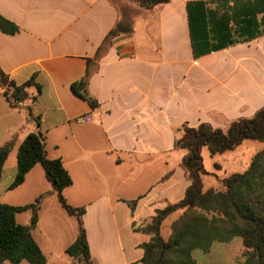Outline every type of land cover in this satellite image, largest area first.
I'll return each instance as SVG.
<instances>
[{
    "label": "crops",
    "instance_id": "crops-1",
    "mask_svg": "<svg viewBox=\"0 0 264 264\" xmlns=\"http://www.w3.org/2000/svg\"><path fill=\"white\" fill-rule=\"evenodd\" d=\"M118 2L119 8L114 0H0V15L20 29L0 31V69L17 85L35 76L41 87L28 88V99L13 107L0 86V147L13 144L0 202L25 206L47 194L33 228L32 212L16 217L31 228L47 264H74L66 251L78 226L41 165L10 189L19 147L30 134L45 136L48 157L61 159L73 180L63 193L69 205L86 210L92 263L142 264V245L151 237L138 229L190 186L181 167L187 151L175 145L184 128H225L264 108V0H172L152 10ZM198 2L204 6L189 9L208 52L195 57L188 4ZM214 14L227 15L226 35L214 29ZM122 18L134 20V32L102 48ZM88 67L97 109L72 90ZM44 209L46 233L38 230ZM237 239L194 257L198 264H242Z\"/></svg>",
    "mask_w": 264,
    "mask_h": 264
},
{
    "label": "trees",
    "instance_id": "trees-1",
    "mask_svg": "<svg viewBox=\"0 0 264 264\" xmlns=\"http://www.w3.org/2000/svg\"><path fill=\"white\" fill-rule=\"evenodd\" d=\"M132 1L141 9L152 10L172 0ZM192 5L202 7L204 3L188 4L194 55L200 57L208 50L203 49L206 45L203 44L201 22L198 32L194 26L189 9ZM215 16L218 18L213 21L214 29L220 28L221 34L226 35L229 20L227 15L220 17L214 14ZM0 31L16 35L20 29L0 15ZM133 32L134 20L120 19L105 38L102 48L111 46L118 36ZM99 53L101 54V49ZM90 77L91 70L88 67L85 77L74 83L72 90L91 109H97L98 103L88 91ZM35 80L36 77L33 76L26 83L17 85L0 69V86L5 89V96L13 107H18L28 99V88L35 86L41 91ZM183 131L175 145L178 149L187 151L181 167L190 186L181 201L157 210L152 220L138 229L151 237L149 242L142 245V264H198L194 257L195 251L209 253L214 243L228 244L235 238L243 241L242 264H264V149L255 155L247 170L225 177L221 190L208 186L206 178L213 174L206 169L203 158L205 148L215 157L235 152L245 142L264 145V108L254 116L238 119L225 128L203 124L197 128L185 127ZM12 150V143L0 147V180ZM17 165V175L10 189L21 186L28 173L35 166L41 165L61 207L77 222V239L67 249V255L73 259L74 264H93L83 222L86 210L68 204L63 192L73 185V180L61 159L48 157L46 138L42 133H32L24 140L18 150ZM215 167L220 168L217 164ZM46 196L47 194L42 195L34 203L25 206H11L0 202V264H20L23 261L47 264V258L35 241L31 228L20 225L16 219L18 214L30 211L33 214L32 223H37L42 201ZM130 206L134 210L136 202H132Z\"/></svg>",
    "mask_w": 264,
    "mask_h": 264
},
{
    "label": "rangeland",
    "instance_id": "rangeland-1",
    "mask_svg": "<svg viewBox=\"0 0 264 264\" xmlns=\"http://www.w3.org/2000/svg\"><path fill=\"white\" fill-rule=\"evenodd\" d=\"M118 1L119 0H114V3L119 8L120 4ZM263 149H264L263 144L254 143V142H245V144L242 147H240L238 150H236L235 152H228L224 155H218V156L212 157L208 149L205 148L203 150L204 165L206 169L210 173L213 174L206 178L208 186L216 190L223 189L222 180L225 177H228L229 175H231L232 173H242L245 170H247L248 167L251 165L255 155L258 152L262 151ZM216 164L219 165L220 168H216L215 167ZM47 215H57V214L54 212H49L47 213ZM40 221L41 223H40V227L38 228V230H43L46 233V209H44L40 213ZM61 223L63 224V222L59 220V224ZM33 225L35 224L33 223ZM39 232H37L38 235L40 234ZM165 235H166V232H165ZM40 241H44L42 245L44 249H46V237L44 236L43 238L41 237ZM235 242L242 243V240L241 238H238ZM237 246L238 245H236L234 249H237ZM199 261L201 263V260Z\"/></svg>",
    "mask_w": 264,
    "mask_h": 264
},
{
    "label": "built area",
    "instance_id": "built-area-1",
    "mask_svg": "<svg viewBox=\"0 0 264 264\" xmlns=\"http://www.w3.org/2000/svg\"><path fill=\"white\" fill-rule=\"evenodd\" d=\"M85 120L84 119H80L79 122H84Z\"/></svg>",
    "mask_w": 264,
    "mask_h": 264
},
{
    "label": "water",
    "instance_id": "water-1",
    "mask_svg": "<svg viewBox=\"0 0 264 264\" xmlns=\"http://www.w3.org/2000/svg\"><path fill=\"white\" fill-rule=\"evenodd\" d=\"M34 225L31 226V228H33Z\"/></svg>",
    "mask_w": 264,
    "mask_h": 264
}]
</instances>
